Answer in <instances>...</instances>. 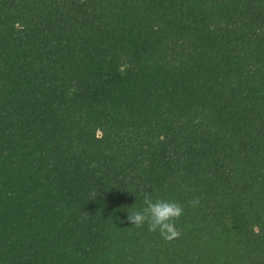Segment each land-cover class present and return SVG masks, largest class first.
Segmentation results:
<instances>
[{
  "label": "trees",
  "instance_id": "16d2710c",
  "mask_svg": "<svg viewBox=\"0 0 264 264\" xmlns=\"http://www.w3.org/2000/svg\"><path fill=\"white\" fill-rule=\"evenodd\" d=\"M0 264H264V0H0Z\"/></svg>",
  "mask_w": 264,
  "mask_h": 264
},
{
  "label": "clouds",
  "instance_id": "9594fccd",
  "mask_svg": "<svg viewBox=\"0 0 264 264\" xmlns=\"http://www.w3.org/2000/svg\"><path fill=\"white\" fill-rule=\"evenodd\" d=\"M143 197V208L128 212L127 222L136 228L147 225L148 231L158 232L162 240L171 243L181 236V229L177 221L184 214V207L174 201L153 199L152 192L143 190L139 193ZM200 205V197H193L189 206L196 208Z\"/></svg>",
  "mask_w": 264,
  "mask_h": 264
}]
</instances>
